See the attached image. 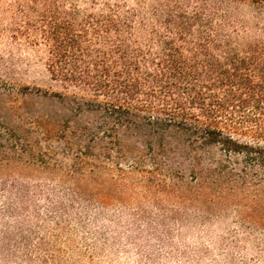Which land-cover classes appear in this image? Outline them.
Masks as SVG:
<instances>
[{"label": "rangeland", "instance_id": "374dc122", "mask_svg": "<svg viewBox=\"0 0 264 264\" xmlns=\"http://www.w3.org/2000/svg\"><path fill=\"white\" fill-rule=\"evenodd\" d=\"M67 1L76 4L77 10L98 14L105 0ZM126 1L133 6L134 0ZM195 2L197 9L184 11L201 14L198 28L206 26L216 32L220 46L217 54L199 59L220 63L219 69L227 63L229 74L237 73L233 68L239 70L247 85L235 91L230 114L220 119L219 126L242 143L264 147V3ZM5 3L0 0V7ZM72 8L69 4L65 9ZM201 11H208L207 17ZM23 24L21 11H0V189H4L0 207L11 201L20 203L11 191L23 186L73 188L79 183L77 172H82L93 180L80 186L101 189L102 198L112 197L99 226L117 244L100 247L93 259L89 254L80 257L83 233L79 229L73 245L68 246L72 260L59 264H264L263 166L246 154L193 144L180 133L167 137L163 148L140 144L133 152L125 151L122 161L114 146L106 147L89 136L78 143L86 149L77 148L70 142L74 128L88 125L99 132L101 119L97 114L79 115L74 102L90 96L65 90L50 79L47 51L20 33ZM229 49L238 55L236 60L217 56ZM246 67L254 70L251 76H246ZM50 115L61 118L46 121ZM98 135L104 137L102 132ZM80 151L90 162L83 170L75 166ZM21 152L22 158L17 157ZM120 165L131 175L121 177ZM130 165L137 168L130 169ZM37 203V207L29 201L28 206L19 204L13 217H0V264H53L51 255H58L54 239L49 228L34 219L35 209L43 211L46 202ZM138 223L143 232L131 244L129 239L139 232ZM140 247L154 256L162 255L150 260Z\"/></svg>", "mask_w": 264, "mask_h": 264}, {"label": "trees", "instance_id": "16d2710c", "mask_svg": "<svg viewBox=\"0 0 264 264\" xmlns=\"http://www.w3.org/2000/svg\"><path fill=\"white\" fill-rule=\"evenodd\" d=\"M251 1L264 3V0ZM126 2L105 0L98 14L77 10L76 4L67 0H6L4 7H0V11H21L24 24L19 31L28 41L45 47L52 81L60 83L65 90H78L90 96L89 100L83 98L74 103L78 105L79 115L99 116V132L104 137H99L98 129L94 131L85 125L83 129L74 128L70 142L86 149L78 143L82 137L89 136L106 147L114 146L118 161H122L125 151L133 152L140 144L163 148L167 137L180 133L193 144L219 146L229 154H246L264 167V147L242 143L225 134V127L219 126L220 119L226 120L230 114L235 91L247 85L239 70L233 68L231 71L237 73L229 74L227 63L219 69L220 63L214 65L199 59L213 52L217 54L220 46L216 43L219 37L216 32L206 26L198 28L201 14L184 11L197 9L198 3L195 0H134L129 7ZM69 4L73 8L66 10ZM200 13L205 18L209 12ZM217 56H231L234 60L238 57L230 49L220 51ZM244 72L251 76L254 70L246 67ZM59 118L60 115H50L45 119L57 121ZM80 152L81 156L75 157V166L83 170L90 162ZM17 157L22 158V152ZM49 158L57 163L52 156ZM138 160L140 163L141 158ZM22 164L31 166L32 163ZM129 168L136 169L137 165ZM118 170L121 177L131 175L121 165ZM76 176L79 183L93 180L82 172ZM79 183L68 189L26 186L14 189L11 195L20 203L1 204L0 217H13L19 204L26 206L29 201L37 207V202L44 200L43 211L35 209L34 219L44 228L48 227L54 239L58 255H51L53 264L72 260L67 255L71 250L68 246L73 245L79 229L83 233L79 256L89 254L93 259L100 247L117 244V239L99 226L112 197L102 198L101 189H86ZM140 226L138 223L136 237L129 239L131 244L143 232ZM255 227L258 229L261 225L256 223ZM139 251L150 260L162 255L161 252L154 256L147 248L140 247ZM181 254L187 258V253Z\"/></svg>", "mask_w": 264, "mask_h": 264}]
</instances>
